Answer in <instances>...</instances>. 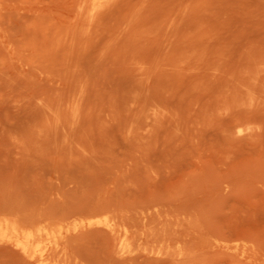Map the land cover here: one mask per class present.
Instances as JSON below:
<instances>
[{
	"label": "rangeland",
	"instance_id": "obj_1",
	"mask_svg": "<svg viewBox=\"0 0 264 264\" xmlns=\"http://www.w3.org/2000/svg\"><path fill=\"white\" fill-rule=\"evenodd\" d=\"M0 264H264V0H0Z\"/></svg>",
	"mask_w": 264,
	"mask_h": 264
},
{
	"label": "bare ground",
	"instance_id": "obj_2",
	"mask_svg": "<svg viewBox=\"0 0 264 264\" xmlns=\"http://www.w3.org/2000/svg\"><path fill=\"white\" fill-rule=\"evenodd\" d=\"M97 2V1H96ZM85 4V3H84ZM105 5V4H104ZM90 13V12H89ZM92 13V12H91ZM90 16H92L91 14H89V18H90ZM93 17V16H92ZM92 17H91V19H92ZM16 229V228H15ZM108 229H110L111 231H114L115 232V228H114V226L113 225H111V224H109L108 225ZM109 230V231H110ZM17 246L21 249V251L24 253V254H26L28 257H30V258H32V257H34V253H32V252H30V250H29V237L28 236H26L22 241H20V242H18L17 243ZM42 255H40L39 257H41ZM43 260H45V258L44 259H42V261Z\"/></svg>",
	"mask_w": 264,
	"mask_h": 264
}]
</instances>
